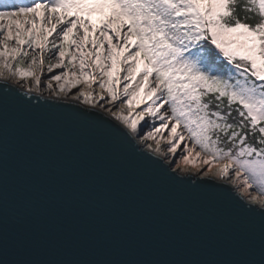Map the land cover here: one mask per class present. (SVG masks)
Returning a JSON list of instances; mask_svg holds the SVG:
<instances>
[{
	"label": "snow or ice",
	"instance_id": "1",
	"mask_svg": "<svg viewBox=\"0 0 264 264\" xmlns=\"http://www.w3.org/2000/svg\"><path fill=\"white\" fill-rule=\"evenodd\" d=\"M0 77L23 85L0 84V264H264V0H0ZM59 124L86 134L78 149L44 143ZM145 182L210 220L227 209L247 248L228 259L40 255L94 238L91 210Z\"/></svg>",
	"mask_w": 264,
	"mask_h": 264
},
{
	"label": "water",
	"instance_id": "2",
	"mask_svg": "<svg viewBox=\"0 0 264 264\" xmlns=\"http://www.w3.org/2000/svg\"><path fill=\"white\" fill-rule=\"evenodd\" d=\"M2 83L16 84L0 78ZM16 86L22 87L21 84ZM29 94L39 95L36 92ZM85 135L74 131L69 124H59L44 143L54 150H60L61 146L78 149ZM31 141L32 135L21 137L17 162H22L24 148ZM87 147L98 158H103L107 151L90 138ZM107 182L108 178L100 180V183ZM114 198L117 200L114 207L104 208L98 204L91 210L89 218L97 225L94 238L44 248L40 255L59 256L67 252L77 258L90 259H228L248 246L246 240L235 239L223 223L222 217L230 215L227 209L219 208L216 217L210 220L203 209L190 206L172 189L145 182L140 188L114 192ZM252 231L258 255V221L253 223ZM16 255L12 250L7 258L13 259Z\"/></svg>",
	"mask_w": 264,
	"mask_h": 264
},
{
	"label": "bare ground",
	"instance_id": "3",
	"mask_svg": "<svg viewBox=\"0 0 264 264\" xmlns=\"http://www.w3.org/2000/svg\"><path fill=\"white\" fill-rule=\"evenodd\" d=\"M48 75H50V74H48ZM1 79H5L4 77H0ZM46 78H47V76H43L42 77V81H44V83H42V86H41V92L43 93V94H48V95H50V93H49V90L46 88ZM7 80H11V79H7ZM11 81H15V80H11ZM16 82V81H15ZM23 86V85H22ZM54 87H55V83H54V85H53ZM26 90H28L27 88H25ZM75 90H73V92H74ZM31 92H35V90L33 89ZM68 98H71V95L68 97ZM214 170H215V167L213 168ZM194 171V170H193ZM226 181H228L229 183H230V179H225ZM233 187H235L236 188V190H238L239 191V188L238 187H236V186H234V185H232ZM242 194V193H241ZM246 197V196H245ZM247 198V197H246Z\"/></svg>",
	"mask_w": 264,
	"mask_h": 264
},
{
	"label": "rangeland",
	"instance_id": "4",
	"mask_svg": "<svg viewBox=\"0 0 264 264\" xmlns=\"http://www.w3.org/2000/svg\"><path fill=\"white\" fill-rule=\"evenodd\" d=\"M97 20H98V17L94 15V16L92 17V22L95 24V23L97 22ZM93 35H95V34H93ZM50 38H51V37H50ZM89 48H91V45H89ZM53 71H54V72H58L59 70H58V69H54ZM165 134H166V133H165ZM189 143H190V142H189ZM178 152H179V149H178ZM214 167H216V166L213 165V168H214ZM206 168H207V166H205V169H206ZM202 171H203V170H202Z\"/></svg>",
	"mask_w": 264,
	"mask_h": 264
},
{
	"label": "trees",
	"instance_id": "5",
	"mask_svg": "<svg viewBox=\"0 0 264 264\" xmlns=\"http://www.w3.org/2000/svg\"><path fill=\"white\" fill-rule=\"evenodd\" d=\"M51 39V38H50Z\"/></svg>",
	"mask_w": 264,
	"mask_h": 264
}]
</instances>
